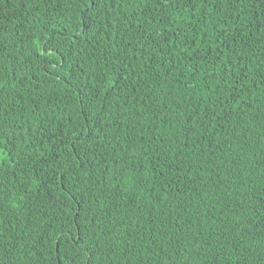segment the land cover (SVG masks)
<instances>
[{"label":"trees","instance_id":"trees-1","mask_svg":"<svg viewBox=\"0 0 264 264\" xmlns=\"http://www.w3.org/2000/svg\"><path fill=\"white\" fill-rule=\"evenodd\" d=\"M0 264H264V0H0Z\"/></svg>","mask_w":264,"mask_h":264}]
</instances>
